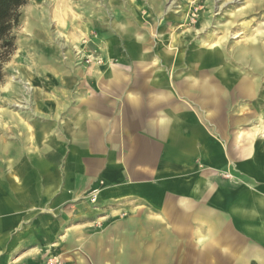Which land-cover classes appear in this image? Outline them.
<instances>
[{
    "label": "crops",
    "instance_id": "crops-1",
    "mask_svg": "<svg viewBox=\"0 0 264 264\" xmlns=\"http://www.w3.org/2000/svg\"><path fill=\"white\" fill-rule=\"evenodd\" d=\"M44 30L34 35L49 40ZM106 56L85 74L101 87V98L81 111L91 120L58 124L57 109L27 120L36 124V146L30 132L20 145L38 153L37 169L5 147L15 163L6 166L10 180L0 175V264L74 253L79 222L98 218L105 222L86 227L79 243L85 256H70V264H264V138L252 135L253 125L230 122L227 102L218 119L208 117L203 96L188 94L187 67L171 73L132 65L138 57L125 51L109 63ZM12 119L23 132L24 119ZM94 188L99 205L109 206L101 217L80 210Z\"/></svg>",
    "mask_w": 264,
    "mask_h": 264
},
{
    "label": "rangeland",
    "instance_id": "rangeland-1",
    "mask_svg": "<svg viewBox=\"0 0 264 264\" xmlns=\"http://www.w3.org/2000/svg\"><path fill=\"white\" fill-rule=\"evenodd\" d=\"M20 12L19 24L13 31L15 50L2 65L0 82V115L11 114L18 120L24 119L23 132L18 128L20 121L4 119L0 124V175H6L7 179L11 178H8V171L5 173L6 166L15 163L12 155L1 154L3 150L7 152L4 149L7 145L34 159V166L39 167L38 153H25L20 145L26 136L24 132H30L31 149L36 146L33 144L37 141L35 138L33 141L36 124L27 120L40 113H55L56 109L57 121L62 120V125L77 115H81L80 122L91 120V113L81 111L88 99L101 98V87L97 86L93 76L87 79L85 74L101 67L104 54H107L109 63L114 55L121 57L122 51L132 58L138 57L132 65L138 61L137 65L150 69H153L152 65L174 68L170 69L171 73L187 67L183 75L188 80L185 84L188 88L193 84L190 94L197 99H200L202 83L207 79L214 85L212 79L217 78L222 66L227 67L233 77L231 83L220 85L223 99L227 100V93L244 79L258 80V92L262 96L254 97L251 102L233 97L232 101L228 99V108L234 112L232 116L255 114L244 125H253L252 134L257 131L255 134L264 138V74L252 68L249 62L245 64L237 59L238 51L251 40L255 42L261 38L260 43L264 42V0H28ZM43 19L46 20L44 27L49 40L42 41L34 34H40L37 30L42 27ZM212 48L222 53L223 64L209 67L204 63V52L208 53ZM134 49H137V56H132ZM110 66L117 68L118 65L114 62ZM197 69L205 70L199 78L195 76L194 70ZM201 99L203 108L210 111L207 98L203 96ZM240 110L243 111L238 113ZM85 115L87 117L83 119ZM47 125L53 127L56 122ZM7 126L13 131L6 132ZM15 179L21 180L20 177ZM98 195L97 188L82 195L80 210L100 212V217L103 216L101 212L109 206H100ZM113 209L118 208L113 206ZM104 222L105 218H98L93 224L79 222L83 231L71 244L73 247L78 244L79 249L74 253L63 251L59 256L47 257L43 264H70V256H85L79 244L84 241L85 228L100 226ZM67 236L63 235L62 243L67 242ZM14 262L21 264L22 260L14 259Z\"/></svg>",
    "mask_w": 264,
    "mask_h": 264
},
{
    "label": "bare ground",
    "instance_id": "bare-ground-1",
    "mask_svg": "<svg viewBox=\"0 0 264 264\" xmlns=\"http://www.w3.org/2000/svg\"><path fill=\"white\" fill-rule=\"evenodd\" d=\"M39 28H40V26L37 27V29H39ZM44 29H45L44 27H41L39 30H37V32L45 35L44 34ZM125 37H127V36H125ZM260 40H261V38L255 40V42L253 40H251V42L249 44H247L245 47H243L241 50L238 51L239 56H238L237 59H238V61L244 62L245 64H248V62H249L250 63L249 65L252 68L259 69L260 73L264 74V42L260 43ZM136 51H137V49L136 50L135 49L132 50V52H131L132 56L133 55L137 56L138 53ZM204 54H205L204 63H207V65L209 67H212L214 64H218V63L223 64L224 63V56H222V53L219 50H215L214 48H212L210 52H208V53L204 52ZM140 57H141V54H140ZM216 79L219 80V83H221V86H222V84L231 83L230 81L233 80V77L229 75L228 68L222 66L221 69L218 71V75H217ZM209 81L210 82L213 81L212 83H214V85L210 84L207 81V79H206L202 83V85L200 86V90L201 91L199 93L200 95H203L204 97H206L207 100H208V105L210 107V111L208 113V117H215V118L218 119L219 115L221 113V110H222V105L226 104V102H227V105H228L229 104L228 101L229 100L232 101L233 97L234 98H240L242 100H246V101H250L251 102V101H253L254 97H256L258 95L262 96V93L259 94V92H258V86H259V81L258 80H256V81L253 80L252 81V80H249V79H247V80L244 79L230 93L226 92L228 94L227 100L222 98V95L224 93H222V91H221L220 84L214 82L213 79H212V81L209 79ZM192 85L193 84H191V86L188 88L189 93H191L193 91V89H194V87ZM227 94H226V96H227ZM261 100H258V102H261ZM200 106L203 107V105H200ZM242 111L243 110H240V111H237V112L239 113V112H242ZM260 114L263 115L262 113H260ZM2 116H5V118H8L9 120L13 118V115H11V114H5V115L2 114L1 117ZM235 117H236V119H234ZM253 117H255V114H253V115H251V114H243V115H238V116H232V118L234 119L232 121V123H234L236 125H238V124L244 125V124H247L249 122V120H251ZM229 118H231V116H230L229 113H227L226 114V119H229ZM0 124H1V122H0ZM256 132L257 131H255L254 134H252V135H255ZM4 149H5V147H4ZM6 150H8V149L6 148ZM7 152L3 150V151H1V154L2 155H7V154L8 155H12L11 152H9V151H7ZM250 213L252 215H254L255 211L251 210Z\"/></svg>",
    "mask_w": 264,
    "mask_h": 264
},
{
    "label": "trees",
    "instance_id": "trees-1",
    "mask_svg": "<svg viewBox=\"0 0 264 264\" xmlns=\"http://www.w3.org/2000/svg\"><path fill=\"white\" fill-rule=\"evenodd\" d=\"M28 0H0V82L2 65L6 63L15 50L14 29L18 26L21 8Z\"/></svg>",
    "mask_w": 264,
    "mask_h": 264
}]
</instances>
